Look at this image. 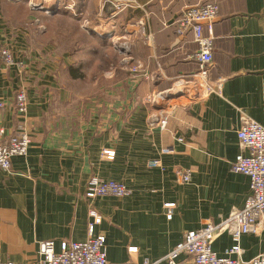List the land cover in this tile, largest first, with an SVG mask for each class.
<instances>
[{
  "label": "crops",
  "instance_id": "0c3cea01",
  "mask_svg": "<svg viewBox=\"0 0 264 264\" xmlns=\"http://www.w3.org/2000/svg\"><path fill=\"white\" fill-rule=\"evenodd\" d=\"M60 3L74 4L73 16L89 24L90 33L76 38L75 51L91 55L98 72L85 79L86 58L80 56L83 77L73 89L79 77L70 75L72 67L69 76L61 75L65 67L46 28L39 47L30 31L29 49L23 42L12 50L23 73L0 61V99L8 104L0 117V143L20 131L31 140L25 157L0 170V262H37L40 242H52L59 253L62 243L85 241L92 209L102 219L93 234L104 236L108 264H166L162 259L184 233L219 223L250 195L248 178L232 173L230 165L240 152L236 132L242 116L264 127V0ZM200 3L217 5L207 82L223 80L220 96L178 84L191 82L197 65L189 58L196 50L193 36H178L175 21L184 7ZM203 33L208 35L206 28ZM110 49L111 61L99 64ZM137 64L150 81L131 78ZM19 87L27 93L25 115L14 107ZM158 93L164 98L147 101ZM164 114V130L149 126ZM104 150L113 151L112 160L103 157ZM155 160L162 169L149 167ZM178 169L190 173L188 183L177 180ZM93 177L123 183L130 193L87 200ZM165 205H172L170 219ZM231 245L222 233L212 250L222 257ZM240 245L244 261L263 255L264 228L243 235Z\"/></svg>",
  "mask_w": 264,
  "mask_h": 264
},
{
  "label": "built area",
  "instance_id": "2783aa9c",
  "mask_svg": "<svg viewBox=\"0 0 264 264\" xmlns=\"http://www.w3.org/2000/svg\"><path fill=\"white\" fill-rule=\"evenodd\" d=\"M218 17L215 3H200L188 5L182 9L175 21V32L178 36L191 32L196 45L195 52L189 57L197 65V71L192 75V81L186 82L180 79L178 84L184 86L193 83L201 89L204 95H221L222 79L214 84L207 82V71L212 63V24ZM208 35L205 36L203 29ZM0 61L5 68H15L18 73H23L24 64L15 59L8 46L0 49ZM132 79L138 77L143 80H151L150 75L141 70L140 65H135L129 70ZM181 88L176 89L180 93ZM164 95L154 94L147 99L155 102L163 99ZM14 107L19 115H25L28 106L26 90L19 87L13 97ZM8 104L0 99V117L6 112ZM168 121L167 114L160 118H154L149 126L164 130ZM3 133L0 129V135ZM239 154L230 165L232 173L241 174L248 178L250 195L242 209L232 210L229 215L217 224L210 222L200 229L184 233L181 241L162 259L166 264H264V254L248 261L241 259L243 250L240 245L241 237L246 234H256L264 228V127L250 118L243 117L240 120L236 132ZM31 140L29 136L20 131L0 143V170L9 171L11 160L15 157H25L28 153ZM106 160H112L114 153L111 150L102 152ZM149 167L160 168L157 160L151 161ZM174 175L180 183L190 181V173L184 169L174 171ZM130 193L123 184L115 181H103L91 178L86 186L84 197L94 200L100 197H125ZM166 217L170 219L172 205H165ZM87 234L83 242L62 243L60 252L55 253L52 242H40L38 244L37 262L23 264H108L106 258L105 238L103 235H94V227L101 223V216L94 210L88 211ZM222 233L230 236L232 245L225 250L224 256L218 257L212 250V243ZM135 248H129V252H135ZM183 257V258H182ZM180 258H182L180 260ZM0 264H17L4 262ZM130 264V263H125ZM141 264H154L144 261Z\"/></svg>",
  "mask_w": 264,
  "mask_h": 264
},
{
  "label": "rangeland",
  "instance_id": "374dc122",
  "mask_svg": "<svg viewBox=\"0 0 264 264\" xmlns=\"http://www.w3.org/2000/svg\"><path fill=\"white\" fill-rule=\"evenodd\" d=\"M58 0H0V35H2L1 40L5 42L2 46H8L11 51L14 48L23 45V42L28 46H24L29 49L30 47V31L32 33V41L36 47L42 44L41 32L46 28V34L54 39L51 42L52 47L54 44L57 46L56 57L61 58V62L64 67L61 75L63 77L68 75V68L72 67L70 75H77L78 81H74L72 87L73 89L80 85L82 81V73L84 72V78H91L92 75L96 76L98 70H93L92 67L94 62L91 63V55L79 54L78 50L75 51L77 47L75 40L79 35H86L90 33V26L88 23L82 22L73 16L75 14V6L70 3L69 7H64L56 5ZM73 2V1H72ZM66 9V10H65ZM65 13H69L70 16L66 18ZM54 17V18H53ZM37 20L33 22V20ZM46 37L49 38V37ZM79 38V37H78ZM91 40L89 39L88 46L91 45ZM19 44V45H18ZM108 47V46H106ZM110 47L112 48L111 44ZM66 51V61L63 62L62 58L64 56L63 52ZM68 53V54H67ZM115 57H116V51ZM80 56L86 59L84 60L83 72H80ZM111 49L109 53H104V57L100 55L99 64L105 61H111L110 57ZM118 58L120 56L118 55ZM113 60V59H112ZM116 60H114L115 62ZM98 64L96 63L95 66ZM83 67V66H82ZM93 70V71H92ZM64 79V78H63ZM75 83V84H74ZM79 87V86H78Z\"/></svg>",
  "mask_w": 264,
  "mask_h": 264
}]
</instances>
